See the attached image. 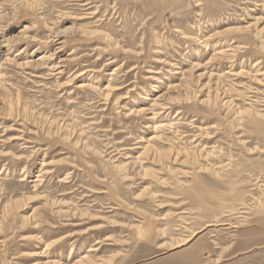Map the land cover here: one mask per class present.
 I'll return each instance as SVG.
<instances>
[{
  "label": "rangeland",
  "instance_id": "1",
  "mask_svg": "<svg viewBox=\"0 0 264 264\" xmlns=\"http://www.w3.org/2000/svg\"><path fill=\"white\" fill-rule=\"evenodd\" d=\"M79 261L264 264V0H0V264Z\"/></svg>",
  "mask_w": 264,
  "mask_h": 264
},
{
  "label": "bare ground",
  "instance_id": "2",
  "mask_svg": "<svg viewBox=\"0 0 264 264\" xmlns=\"http://www.w3.org/2000/svg\"><path fill=\"white\" fill-rule=\"evenodd\" d=\"M227 51L229 52V51H233V50L229 48V49H227L226 51H222V54H224V53L227 52ZM58 66H60V64H59ZM111 74H112V73H111ZM151 138H152V137H151ZM149 146H150V145L147 144V145L144 147V150H143V151H146L147 148H148ZM68 210H69V212H70L71 209H68ZM56 212H57V211H56ZM67 212H68V211L65 210V213H67ZM72 214H74V213L72 212ZM50 245H51V244H50ZM48 246H49V245H48ZM46 248H47V245H46L45 249H46ZM36 254H37V253H36ZM79 264H84V262L79 261ZM92 264H93V263H92Z\"/></svg>",
  "mask_w": 264,
  "mask_h": 264
}]
</instances>
